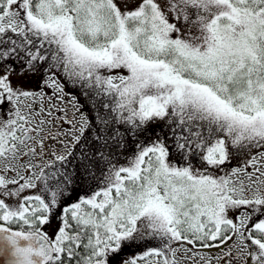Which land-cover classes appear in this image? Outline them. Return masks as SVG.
I'll return each instance as SVG.
<instances>
[{
    "label": "snow or ice",
    "instance_id": "snow-or-ice-1",
    "mask_svg": "<svg viewBox=\"0 0 264 264\" xmlns=\"http://www.w3.org/2000/svg\"><path fill=\"white\" fill-rule=\"evenodd\" d=\"M185 244L264 264V0H0V264Z\"/></svg>",
    "mask_w": 264,
    "mask_h": 264
},
{
    "label": "rangeland",
    "instance_id": "rangeland-1",
    "mask_svg": "<svg viewBox=\"0 0 264 264\" xmlns=\"http://www.w3.org/2000/svg\"><path fill=\"white\" fill-rule=\"evenodd\" d=\"M31 87H35V82H33L31 85ZM49 92L51 91V89L48 90ZM69 107L71 108V105H69ZM259 151H261L260 149H253L250 153L248 154H242V155H237L234 156L232 162L230 165H228V169H232V168H242L244 167L246 161L251 159V156L253 155H258ZM130 155V153H129ZM121 163L126 162V157H123V159L120 160ZM249 171H252V169H248ZM224 173L221 172L220 175H223ZM187 248H191V251L185 252V249ZM214 249V248H212ZM208 249H203L201 247H192L189 245H182L179 246V251L177 252V261L178 264H185V262L189 261L190 259H199L201 256L204 257V259H207L210 255L213 254V252H208L206 251ZM215 255H217L218 253H214Z\"/></svg>",
    "mask_w": 264,
    "mask_h": 264
},
{
    "label": "flooded vegetation",
    "instance_id": "flooded-vegetation-1",
    "mask_svg": "<svg viewBox=\"0 0 264 264\" xmlns=\"http://www.w3.org/2000/svg\"><path fill=\"white\" fill-rule=\"evenodd\" d=\"M61 83L64 85V88H65V90H68V92H70L71 90L72 91H79L78 89H76V88H74L73 86H71V84L70 83H68V82H66V81H64L63 79L61 80ZM75 97H77L78 98V101H79V103L80 104H82V101L84 102L85 101V99H84V97L83 96H80V95H75ZM186 245V244H185ZM179 247V246H178ZM200 247V246H199ZM202 248V247H201ZM204 249V248H203ZM225 250H226V248H225ZM206 251H208V252H213V254L212 255H210V256H212V257H215V256H217V255H221L222 253H221V251L219 250V249H216V248H214V249H208V250H206ZM218 253L217 255H215L214 253ZM208 259V258H207ZM207 259H204V260H201L200 258L198 259H190L189 261H187V262H185V264H205V261L207 260ZM212 264H218V262L216 261V260H214L213 259V261H212ZM219 264H223V262L221 261V262H219ZM234 264H235V262H234Z\"/></svg>",
    "mask_w": 264,
    "mask_h": 264
},
{
    "label": "trees",
    "instance_id": "trees-1",
    "mask_svg": "<svg viewBox=\"0 0 264 264\" xmlns=\"http://www.w3.org/2000/svg\"><path fill=\"white\" fill-rule=\"evenodd\" d=\"M68 90H69V89H68ZM68 93H70L72 96L80 95V92H79V91H76V90H75V91H72V90H71V91L68 92ZM80 96H81V95H80ZM82 104H85V101H84V102L82 101ZM85 110H87V107H85ZM121 159H123V156L120 157V160H121ZM197 245H198V244H197Z\"/></svg>",
    "mask_w": 264,
    "mask_h": 264
}]
</instances>
